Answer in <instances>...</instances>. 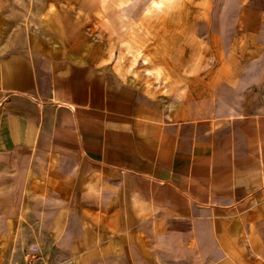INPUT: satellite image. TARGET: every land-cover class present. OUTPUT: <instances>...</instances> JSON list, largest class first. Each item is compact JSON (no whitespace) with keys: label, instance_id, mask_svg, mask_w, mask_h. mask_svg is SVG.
I'll return each mask as SVG.
<instances>
[{"label":"crops","instance_id":"0c3cea01","mask_svg":"<svg viewBox=\"0 0 264 264\" xmlns=\"http://www.w3.org/2000/svg\"><path fill=\"white\" fill-rule=\"evenodd\" d=\"M186 1L171 15L195 23L173 51L206 31L213 60L170 99L89 56L40 58L64 52L29 22L40 1L0 0L3 263L39 247L52 264H264V113L241 73L259 62L230 55L236 33L264 41V26L239 23L236 0Z\"/></svg>","mask_w":264,"mask_h":264},{"label":"rangeland","instance_id":"374dc122","mask_svg":"<svg viewBox=\"0 0 264 264\" xmlns=\"http://www.w3.org/2000/svg\"><path fill=\"white\" fill-rule=\"evenodd\" d=\"M40 1V8L38 11L30 13L28 16L30 19L36 21V26L41 29L42 44L47 46V49H54L62 47L64 52H50L44 51L45 47H40L38 51L39 56L42 59H53L58 56H68L70 51L80 50L85 42L92 41L95 43L94 48L89 52V57H92L93 61H96L100 66L109 67L120 73L127 79L131 76L132 72L128 70V64L123 62H117L116 57L120 55L121 47H127L128 42L132 46L138 45L150 53L157 54L155 52L156 47L162 49L163 52L175 60H179L178 66L181 68H173L178 75L175 82L168 81L165 84L159 83L158 96L167 95L170 99H180L188 94L194 92V86L190 84L192 77L199 72L208 71V66L213 60L212 54L209 52L208 42L204 37L207 32L195 33L193 35L201 34L196 38L193 43L198 45L194 47L197 50L189 51V56L179 57L176 56V48H180L179 45L186 43L184 36L186 35L184 29L188 24H194V21L184 20L183 16H172L171 10L177 9L172 4L167 6L164 11H157L152 13L149 20L145 21L143 17H138V22L142 24V31L134 29V25L131 30L124 32L113 31L112 28L104 25L99 20L98 14V1L97 0H51V4L44 3V0ZM123 1V0H120ZM228 0H201L200 12H204L205 8L209 7L208 3H216L218 6L220 3H224ZM232 1V0H230ZM240 4L237 6V11L242 14L243 17L238 20L239 23H249L253 25L261 26V21L257 22L256 19L262 20L264 15V0H236ZM38 2V0H35ZM188 2V1H186ZM192 2V1H189ZM237 2V3H239ZM113 0L109 2L108 7L112 6ZM174 7V8H172ZM32 11V10H31ZM169 11V12H168ZM56 12V14H53ZM164 13L169 14L166 16ZM164 14V15H163ZM197 24L203 22H196ZM33 25V23L30 22ZM263 28V27H262ZM264 30V29H262ZM259 29V32L264 35V31ZM172 31V32H170ZM174 33L173 39H167L164 35ZM178 35L182 36V39H177ZM250 42L249 38L242 33H236L233 39L230 41L234 52H230L231 56L235 59L241 57L250 60H256L259 63V67L253 70H241L242 74H247L250 83L245 86L243 94L246 95L247 104L259 113H264V41L259 38ZM192 43V42H191ZM256 49V52L246 53L245 48L250 44ZM51 44V45H50ZM193 44V45H194ZM148 46H150L148 48ZM32 47V46H31ZM33 48V47H32ZM113 48L114 57L110 58V52ZM193 48V46H192ZM46 50V49H45ZM66 50V51H65ZM161 53V52H160ZM172 61V60H170ZM134 69L137 70L135 82L146 87H150L156 82L154 76L147 74L144 70L143 60L141 57H137L133 61ZM180 62V63H179ZM201 67V68H200ZM183 68V69H182ZM241 74V75H242ZM154 86V85H153ZM3 245L0 244V264H7L1 260V251H3ZM14 256V255H13ZM10 258V256H9ZM8 258V259H9Z\"/></svg>","mask_w":264,"mask_h":264},{"label":"bare ground","instance_id":"6f19581e","mask_svg":"<svg viewBox=\"0 0 264 264\" xmlns=\"http://www.w3.org/2000/svg\"><path fill=\"white\" fill-rule=\"evenodd\" d=\"M98 1V14L99 20L104 25L112 28L113 31H121L126 32L131 30L134 25V29L138 31H142V24L138 22V17H143L145 21L149 20L152 13H156L157 11L166 10L167 6H171L172 4L176 8L178 6L179 0H113L112 6L108 7L107 5L111 0H97ZM181 2L186 0H180ZM172 7V8H174ZM177 9L171 10L170 12H175ZM53 14H56L54 12ZM219 17H222V14L218 17H215L218 21V30H225L224 24H227L224 20H221ZM24 24H28L27 18L24 19ZM95 43L92 41L85 42L82 46V49L76 50L74 52H70L68 57L76 62H86L87 57L89 56V52L94 48ZM150 46H148L149 48ZM189 51L185 49H181L176 52V56L186 57L189 56ZM113 48L110 52V58L114 57ZM137 57H141L144 66L145 72L147 74L155 77L158 83L162 84L168 81L175 82V79L178 78L177 73L173 68H170L167 63L172 60L177 62L179 60H175L172 57H168L165 53L158 52L157 54H153L143 49L141 46L130 45L128 42L127 47H121L120 55L116 57L117 62H125L128 64V70L132 72L131 76H128L127 79L130 82H134L137 70L134 69L133 60ZM158 61V62H157ZM180 63V62H179ZM169 64V63H168ZM109 69V67H106ZM183 69V68H182ZM163 102V101H162Z\"/></svg>","mask_w":264,"mask_h":264},{"label":"built area","instance_id":"2783aa9c","mask_svg":"<svg viewBox=\"0 0 264 264\" xmlns=\"http://www.w3.org/2000/svg\"><path fill=\"white\" fill-rule=\"evenodd\" d=\"M7 264H52L48 255L39 247L25 250L12 256Z\"/></svg>","mask_w":264,"mask_h":264}]
</instances>
